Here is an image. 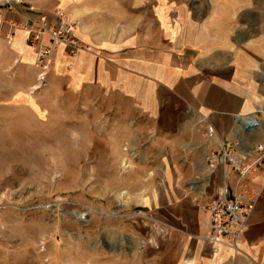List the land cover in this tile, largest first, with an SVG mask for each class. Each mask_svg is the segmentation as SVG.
<instances>
[{
  "label": "crops",
  "instance_id": "1",
  "mask_svg": "<svg viewBox=\"0 0 264 264\" xmlns=\"http://www.w3.org/2000/svg\"><path fill=\"white\" fill-rule=\"evenodd\" d=\"M253 5L215 0L198 40L187 44L169 35L161 44L144 41L141 33L126 40L103 21L83 19L78 32L91 49L54 53L52 80H69L77 89L103 86L110 94L117 79L120 95L140 106L135 126L120 131L128 135L120 147L140 151L119 160L125 166L120 181L130 183L120 210L148 217L104 219L101 235L87 237L86 257H99L94 264H264V168L243 195L254 208L239 252L206 239L204 208L225 188L231 196L241 194L230 164L211 167L207 156L228 148L253 153L264 141V12H254ZM103 11L96 3L85 10L94 16ZM24 13L1 9L0 36L11 38L15 53L30 65L34 49L26 42L30 16ZM41 41L48 43V34Z\"/></svg>",
  "mask_w": 264,
  "mask_h": 264
},
{
  "label": "rangeland",
  "instance_id": "2",
  "mask_svg": "<svg viewBox=\"0 0 264 264\" xmlns=\"http://www.w3.org/2000/svg\"><path fill=\"white\" fill-rule=\"evenodd\" d=\"M38 2L16 0L28 16L54 17L62 9L78 26L83 19L99 20L126 40L141 33L144 41L159 44L165 35L177 44L198 40L215 9V0ZM89 3L104 11L86 13ZM253 6L264 12V0ZM10 39L0 36V202L7 206L0 219V264H94L99 257H86L87 237L101 235L104 219L147 216L120 210V202L130 198V183L120 181L125 166L119 160L140 152L120 147L128 136L120 131L135 126L140 106L120 95L117 79L110 94L103 86L77 89L69 80H52L53 66L47 85L36 90L35 51L29 65ZM26 42L33 47L27 35Z\"/></svg>",
  "mask_w": 264,
  "mask_h": 264
},
{
  "label": "built area",
  "instance_id": "3",
  "mask_svg": "<svg viewBox=\"0 0 264 264\" xmlns=\"http://www.w3.org/2000/svg\"><path fill=\"white\" fill-rule=\"evenodd\" d=\"M9 9L19 12L16 0H0V10ZM27 40L34 47L37 80L36 90L47 85L48 75L54 64V53L63 49L68 56L88 51L87 43L78 36L79 26L65 11L58 9L55 16L46 13L30 14L24 24ZM48 34V43L41 41ZM208 135L213 137V128H208ZM211 167L216 163L228 162L237 174V187L240 195L231 196L227 188L208 200L204 208L208 213V233L206 239L215 247H226L240 251L243 235L247 229L249 217L254 208V201L244 202L243 195L251 189L250 178L264 168V141L259 143L253 153H237L233 148L214 151L207 156ZM7 206L0 202V219Z\"/></svg>",
  "mask_w": 264,
  "mask_h": 264
},
{
  "label": "bare ground",
  "instance_id": "4",
  "mask_svg": "<svg viewBox=\"0 0 264 264\" xmlns=\"http://www.w3.org/2000/svg\"><path fill=\"white\" fill-rule=\"evenodd\" d=\"M82 216V213H79Z\"/></svg>",
  "mask_w": 264,
  "mask_h": 264
}]
</instances>
